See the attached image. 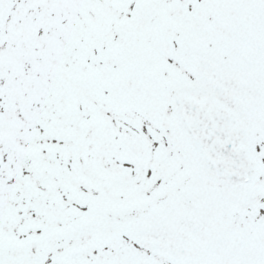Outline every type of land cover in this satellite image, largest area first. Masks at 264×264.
Wrapping results in <instances>:
<instances>
[{
    "label": "snow or ice",
    "instance_id": "snow-or-ice-1",
    "mask_svg": "<svg viewBox=\"0 0 264 264\" xmlns=\"http://www.w3.org/2000/svg\"><path fill=\"white\" fill-rule=\"evenodd\" d=\"M0 264H264V0H0Z\"/></svg>",
    "mask_w": 264,
    "mask_h": 264
}]
</instances>
